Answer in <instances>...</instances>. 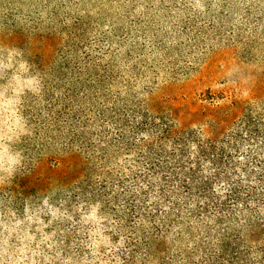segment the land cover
<instances>
[{
    "label": "trees",
    "instance_id": "trees-1",
    "mask_svg": "<svg viewBox=\"0 0 264 264\" xmlns=\"http://www.w3.org/2000/svg\"><path fill=\"white\" fill-rule=\"evenodd\" d=\"M142 1L167 20L127 23L170 26L150 35L166 72L208 42L240 61L264 50V0ZM72 14L26 40L0 33L30 58L44 51L23 131L0 146V264H264V78L245 97L208 91L199 110L180 109L163 94L171 83L136 93L132 75L118 81V59L146 63L139 43L121 51L128 24L113 29L119 47L97 39L93 57L80 46L90 21ZM48 161L62 165L40 176Z\"/></svg>",
    "mask_w": 264,
    "mask_h": 264
},
{
    "label": "rangeland",
    "instance_id": "rangeland-1",
    "mask_svg": "<svg viewBox=\"0 0 264 264\" xmlns=\"http://www.w3.org/2000/svg\"><path fill=\"white\" fill-rule=\"evenodd\" d=\"M134 1L136 3L132 5ZM194 4L200 8L201 2L195 0ZM147 8L142 0H0V33L4 32L3 28L7 31L20 29L26 40L28 37L25 35L34 31L35 23L40 26V32L53 24L58 29H63L71 24L70 16L73 15L72 9H75L79 16L90 21L88 38L81 40L84 41V45H80L81 50L98 57L99 54L95 52L97 39H101L99 44H103L104 49L109 46L113 50L119 47L118 43H115L117 37L113 29L116 25L124 28L128 24L131 30L125 36L126 43L120 46L121 51H125L133 43H139L143 53L142 59L146 60L147 64L141 61L135 69L133 64L118 59L115 67L119 76L118 81L132 75L134 81L129 90L136 93H141L148 83L159 86L164 82L171 83L173 88L166 89L163 94L173 101L174 106L179 105V108L180 105H188L191 109L199 110L201 104L206 103V100L201 101L200 98H203L208 91L212 95H220L222 91H226L224 93L245 97L253 92L255 82L258 83L259 79L264 78V50L252 52L249 57L240 61V57H232L227 51L222 50L221 42L213 45L214 41L206 42L212 45V51L209 52L210 49L205 53L197 51L199 54L195 55L198 57L195 58L196 61L191 62V65L184 66L173 74L170 70L166 72L159 65L161 52L154 49L152 41L154 39H151L150 35L159 32L165 34V31L170 34V26L163 24L158 27L150 22V28L148 24L144 26L142 24V27L138 28L137 23H127L129 19L133 21L136 17L145 19L144 21H155L158 18L162 21L167 20V13L161 7L157 5L151 7L150 11L153 15L149 16L144 15ZM141 29L144 33L140 32ZM122 32L126 33L127 30ZM176 40L175 38L173 41ZM258 42L264 45L263 39ZM55 47H62V51L65 49L62 43L56 44ZM24 49H26L25 44L17 45L0 41V146L2 149H6L9 141L16 139L22 133V101L29 93L36 91L40 78L32 60L35 63L42 62L43 47L38 46L35 49L36 55L31 58L26 55ZM55 53L56 50L52 57ZM56 55L54 60L56 59L57 62L59 57ZM183 63L178 61L177 66ZM116 87L122 89V84L118 82ZM214 101H217V98ZM183 119L189 122L192 117L185 114ZM61 165L62 163L48 161L38 173L40 176L44 175L50 167Z\"/></svg>",
    "mask_w": 264,
    "mask_h": 264
}]
</instances>
